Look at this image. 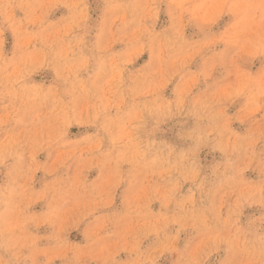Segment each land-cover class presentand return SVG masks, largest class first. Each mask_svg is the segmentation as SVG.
<instances>
[{"label": "rangeland", "instance_id": "1", "mask_svg": "<svg viewBox=\"0 0 264 264\" xmlns=\"http://www.w3.org/2000/svg\"><path fill=\"white\" fill-rule=\"evenodd\" d=\"M0 264H264V0H0Z\"/></svg>", "mask_w": 264, "mask_h": 264}]
</instances>
